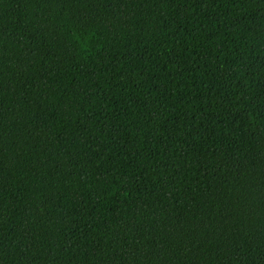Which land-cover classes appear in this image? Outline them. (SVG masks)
Instances as JSON below:
<instances>
[{"label":"trees","instance_id":"obj_1","mask_svg":"<svg viewBox=\"0 0 264 264\" xmlns=\"http://www.w3.org/2000/svg\"><path fill=\"white\" fill-rule=\"evenodd\" d=\"M0 264H264V0H0Z\"/></svg>","mask_w":264,"mask_h":264}]
</instances>
